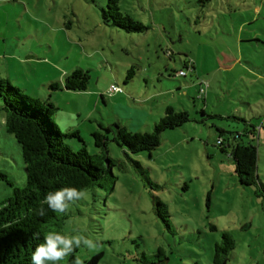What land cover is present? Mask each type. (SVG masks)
Listing matches in <instances>:
<instances>
[{
	"label": "rangeland",
	"instance_id": "1",
	"mask_svg": "<svg viewBox=\"0 0 264 264\" xmlns=\"http://www.w3.org/2000/svg\"><path fill=\"white\" fill-rule=\"evenodd\" d=\"M105 4L0 0V78L53 102V122L61 132L78 130L90 154L99 122L148 132L166 106L189 120L165 129L150 152L132 153L110 136L114 180L70 201L58 233L92 240L95 248L75 252L83 264L96 254V264H212L226 231L234 247L222 264H264V190L241 185L229 156L233 134L254 126L264 185V0H119L143 32L106 25ZM77 67L89 71L86 90L64 89V74ZM111 84L121 91L108 94ZM4 118L0 109V206L26 182ZM153 196L166 204L170 227Z\"/></svg>",
	"mask_w": 264,
	"mask_h": 264
},
{
	"label": "trees",
	"instance_id": "2",
	"mask_svg": "<svg viewBox=\"0 0 264 264\" xmlns=\"http://www.w3.org/2000/svg\"><path fill=\"white\" fill-rule=\"evenodd\" d=\"M100 10L101 18L108 26L126 32H143L147 29L142 22L120 10L119 0H106ZM133 72L129 68L126 79ZM89 80V71L77 67L64 74L63 88L86 90ZM49 87L52 90L60 88L55 82ZM0 100V109L5 113V129L13 134L19 144L26 175L25 185L22 188L14 187L12 195L0 206V264H32V253L37 245L43 243L45 234L50 231L58 233L65 216L53 212L44 202L49 192L61 188L84 190L103 179L114 180L111 169L114 161L108 155L110 136L119 146L132 153L150 152L159 145L165 129L181 126L189 120L186 110L166 106L164 114L154 122L153 130L148 132H132L117 122L108 125L99 122L98 128L91 131L96 151L90 154L78 130L61 132L53 122L52 115L57 107L49 99L41 101L29 97L7 79L0 78ZM255 135L256 129L251 124L235 132L229 156L241 185L259 184L264 190L256 172ZM72 138L79 144L78 149L73 148L76 145L74 141H66ZM219 139L218 144L223 149L225 145ZM134 164L140 167L138 161H134ZM4 177L5 174L0 171V179ZM153 202L159 218L170 227L166 204L155 196ZM40 207L44 208L43 216L37 215ZM233 247L231 234L223 231L221 240L214 245L212 264H222ZM76 250L59 264H74ZM99 257V254L93 255L85 264H96Z\"/></svg>",
	"mask_w": 264,
	"mask_h": 264
},
{
	"label": "clouds",
	"instance_id": "3",
	"mask_svg": "<svg viewBox=\"0 0 264 264\" xmlns=\"http://www.w3.org/2000/svg\"><path fill=\"white\" fill-rule=\"evenodd\" d=\"M84 195L83 190L61 188L55 192H49L44 202L53 212L65 213L69 208V201L82 199ZM37 215H45L43 207L37 209ZM81 244L89 249L96 247L92 240L82 235L64 236L50 231L45 234L43 243L37 245L32 253V264H59V261L70 256ZM74 264H83V261L77 257Z\"/></svg>",
	"mask_w": 264,
	"mask_h": 264
},
{
	"label": "built area",
	"instance_id": "4",
	"mask_svg": "<svg viewBox=\"0 0 264 264\" xmlns=\"http://www.w3.org/2000/svg\"><path fill=\"white\" fill-rule=\"evenodd\" d=\"M180 74H184V70H180L179 71ZM204 89L200 88V92H203ZM117 91H121V88L117 85L111 84L108 89H107V93L110 94L111 92H117ZM220 143V139L217 140V143Z\"/></svg>",
	"mask_w": 264,
	"mask_h": 264
}]
</instances>
